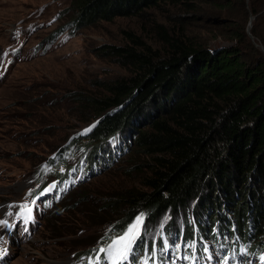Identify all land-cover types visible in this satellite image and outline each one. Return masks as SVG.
Masks as SVG:
<instances>
[{"label":"trees","instance_id":"16d2710c","mask_svg":"<svg viewBox=\"0 0 264 264\" xmlns=\"http://www.w3.org/2000/svg\"><path fill=\"white\" fill-rule=\"evenodd\" d=\"M71 2L70 23L75 26L120 16L144 17L146 9L163 3L179 6L172 16L174 25L153 22L155 44L126 32L128 42L108 46L130 74L111 80L100 96H85L80 103L83 109L93 110L96 121L86 136L77 135L64 152L84 140L90 171L104 167L115 154H132V150L148 158L145 164H133L139 171L147 167L143 181L147 189L115 199L122 202L124 213L113 224V233L122 232L138 217L153 223L166 213H182V230H171L168 239L172 246L180 236L189 256L195 237L215 238L225 253L226 248L228 252L239 249V243L246 254L262 256L264 52L254 42L264 48V0ZM234 8L241 10L240 17L223 18ZM192 10L203 11L209 20L215 15L216 25L222 27L217 35L225 42L209 44L186 34L184 24L195 18ZM250 16H254L253 39L246 32ZM69 173L64 179H70ZM111 204L112 200L107 203ZM155 241L160 248L161 241ZM145 246L149 251L152 243L147 240ZM143 249L137 264L145 259ZM177 254L179 250L173 249L169 259L173 261ZM238 260L222 254L219 264H238Z\"/></svg>","mask_w":264,"mask_h":264},{"label":"rangeland","instance_id":"374dc122","mask_svg":"<svg viewBox=\"0 0 264 264\" xmlns=\"http://www.w3.org/2000/svg\"><path fill=\"white\" fill-rule=\"evenodd\" d=\"M178 9L163 3L146 9L144 17L75 26L70 23L71 0H0V264H137L143 247L145 259L138 264H159V259L160 264H219L222 254L239 259L238 264H264V253L253 257L239 243L240 250L226 248L225 253L210 237L193 238L190 256L180 236L171 246L168 235L182 230V213H166L153 223L142 219L139 234L125 255L117 257L122 245L115 242L137 218L113 233V224L124 213L122 202L115 199L147 189V167L139 171L133 164H145L148 158L132 150L90 171L84 140L64 153L70 141L86 136L96 121L93 110L80 103L85 96H100L111 80L130 74L108 46L128 42L126 32L155 44L153 22L174 25ZM190 14L195 18L184 24L186 34L209 44L225 42L217 35L222 27L215 15L209 20L203 11ZM222 16L240 17L241 10ZM253 19L245 21L246 32ZM68 171L70 179H64ZM147 240L152 243L149 251ZM173 249L180 254L172 261Z\"/></svg>","mask_w":264,"mask_h":264},{"label":"snow or ice","instance_id":"6c2138e0","mask_svg":"<svg viewBox=\"0 0 264 264\" xmlns=\"http://www.w3.org/2000/svg\"><path fill=\"white\" fill-rule=\"evenodd\" d=\"M142 222H143L142 217H138L137 222L129 228L128 233L124 237H122L120 241L115 242L117 244L122 245V247L117 249L116 251L117 257L122 258L125 255L126 249L133 242L135 237L139 234V229H140V225ZM0 223H3V222H0ZM100 251L103 252L104 249H100ZM2 254L3 253L0 252V255Z\"/></svg>","mask_w":264,"mask_h":264},{"label":"water","instance_id":"95a60500","mask_svg":"<svg viewBox=\"0 0 264 264\" xmlns=\"http://www.w3.org/2000/svg\"><path fill=\"white\" fill-rule=\"evenodd\" d=\"M254 17L253 16H250V20L251 19H253ZM250 26H251V23H249V25H248V28H247V32H248V35H249V37L251 38V39H253V36L250 34V32H249V30H250ZM257 46H259L261 49H262V51L264 52V49H263V47L261 46V45H258V44H256Z\"/></svg>","mask_w":264,"mask_h":264}]
</instances>
